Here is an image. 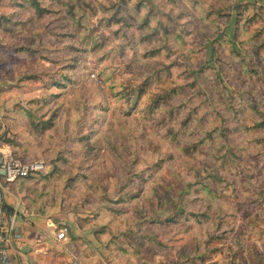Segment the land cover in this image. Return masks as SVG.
Wrapping results in <instances>:
<instances>
[{
  "label": "rangeland",
  "instance_id": "1",
  "mask_svg": "<svg viewBox=\"0 0 264 264\" xmlns=\"http://www.w3.org/2000/svg\"><path fill=\"white\" fill-rule=\"evenodd\" d=\"M247 2L0 0V145L43 163L22 188L68 215L73 262L264 264Z\"/></svg>",
  "mask_w": 264,
  "mask_h": 264
},
{
  "label": "crops",
  "instance_id": "2",
  "mask_svg": "<svg viewBox=\"0 0 264 264\" xmlns=\"http://www.w3.org/2000/svg\"><path fill=\"white\" fill-rule=\"evenodd\" d=\"M248 2L264 4V0ZM23 181L4 182L7 219L13 218L20 231V236L10 243L7 264H76L67 240L56 239L61 226L55 228V223L65 224L68 215L62 212L54 215L46 205L39 209L35 207L34 201L30 199L32 195L22 188ZM77 264L81 263L78 261Z\"/></svg>",
  "mask_w": 264,
  "mask_h": 264
},
{
  "label": "built area",
  "instance_id": "3",
  "mask_svg": "<svg viewBox=\"0 0 264 264\" xmlns=\"http://www.w3.org/2000/svg\"><path fill=\"white\" fill-rule=\"evenodd\" d=\"M42 168L43 163L41 161L20 160L12 155L8 146L0 145V264L8 263L10 243L20 236L14 219L9 221L7 219L4 182L26 178L37 171H41ZM65 233V227L59 229L56 233V239L65 240Z\"/></svg>",
  "mask_w": 264,
  "mask_h": 264
},
{
  "label": "trees",
  "instance_id": "4",
  "mask_svg": "<svg viewBox=\"0 0 264 264\" xmlns=\"http://www.w3.org/2000/svg\"><path fill=\"white\" fill-rule=\"evenodd\" d=\"M229 7H230V5H229ZM229 7L226 6L225 9L226 8H229ZM252 9L255 10V12L252 13V11H251ZM247 11H249V18L251 20L259 19L260 17H262L264 15V6L263 5H257V3H254V2H247V3L242 4L240 7H238L236 9V14H237L236 15V20H237V23L240 20H244L246 18V15L245 14H246ZM261 27L264 30V23L263 22H262V24H259V29ZM237 29H238V27H236V30ZM256 31H255V33H256ZM257 35H262V33L261 32H258ZM255 42L256 43L258 42L257 41V36H255ZM15 158H17V157H15ZM28 177H26V178H28ZM20 179H25V178H20ZM181 204L182 203H180L179 207H181Z\"/></svg>",
  "mask_w": 264,
  "mask_h": 264
},
{
  "label": "water",
  "instance_id": "5",
  "mask_svg": "<svg viewBox=\"0 0 264 264\" xmlns=\"http://www.w3.org/2000/svg\"><path fill=\"white\" fill-rule=\"evenodd\" d=\"M2 173V172H1Z\"/></svg>",
  "mask_w": 264,
  "mask_h": 264
}]
</instances>
